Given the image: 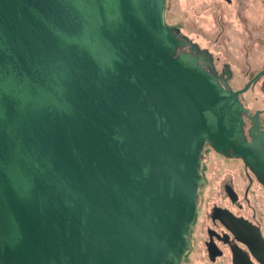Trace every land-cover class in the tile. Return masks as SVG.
<instances>
[{
    "label": "water",
    "instance_id": "1",
    "mask_svg": "<svg viewBox=\"0 0 264 264\" xmlns=\"http://www.w3.org/2000/svg\"><path fill=\"white\" fill-rule=\"evenodd\" d=\"M163 8L0 0V264H180L206 146L264 185L240 100L264 71L233 91Z\"/></svg>",
    "mask_w": 264,
    "mask_h": 264
},
{
    "label": "flooded vegetation",
    "instance_id": "2",
    "mask_svg": "<svg viewBox=\"0 0 264 264\" xmlns=\"http://www.w3.org/2000/svg\"><path fill=\"white\" fill-rule=\"evenodd\" d=\"M223 1L230 4L232 0ZM175 28L179 30V38L180 36L187 37L190 43L197 45L201 50H207L212 55L213 65L219 76L227 77L228 73L231 74L228 81L231 87L234 77L231 67L225 63L221 64L220 58L215 56L210 49L202 46L189 35L183 34L180 28ZM257 32L255 53L261 57L264 56V27L261 26ZM179 50L197 56L190 49V45L183 46ZM205 69L207 70V66ZM263 71L264 65L250 77L249 81ZM249 76L250 73L245 72L242 78L247 79ZM263 79L264 74L246 92L240 95L242 105L248 112V116H243V131L247 142H251L249 136V131L253 127L251 117H256L258 124V129L254 135L256 136L258 133L264 135V105L253 109L247 103L248 93L256 91V87ZM261 91H264V84L261 85V89L257 93L261 95ZM258 99L256 97V102ZM206 148L211 149L206 146L204 150ZM215 154L223 160L236 161V167L225 169L226 172H223L221 177L217 179V181L219 180L218 184L213 185L208 195L202 196L208 206L204 204L205 210L199 218V203L202 198L200 190L207 183L202 174L201 158V175L204 183L198 191L196 215L189 235L190 247L180 264L186 260L187 256H189L187 260L189 264L192 262H201V264L202 262L204 264H264V185L242 159H230ZM261 177L264 181V170ZM227 215L236 219V225H230L226 222L225 217ZM232 226L235 230H232Z\"/></svg>",
    "mask_w": 264,
    "mask_h": 264
},
{
    "label": "rangeland",
    "instance_id": "3",
    "mask_svg": "<svg viewBox=\"0 0 264 264\" xmlns=\"http://www.w3.org/2000/svg\"><path fill=\"white\" fill-rule=\"evenodd\" d=\"M163 23L167 27L180 28L183 34L210 49L220 58L221 64H228L234 73L231 82L234 90L245 87L250 77L264 65V56L255 53L257 31L264 27V0H232L230 4L223 0H164ZM245 72L250 73L247 79L242 78ZM262 84L264 79L256 91L247 95V103L253 109L264 105V91L260 92L261 95L257 93ZM232 167H236V161L223 160L206 148L202 154V174L207 183L200 190L201 197L208 195L225 169ZM204 204L208 206L202 197L199 218L205 210ZM188 257L182 264H189Z\"/></svg>",
    "mask_w": 264,
    "mask_h": 264
}]
</instances>
